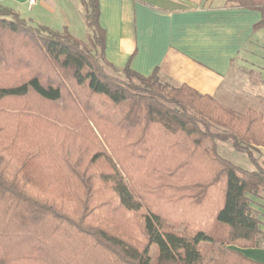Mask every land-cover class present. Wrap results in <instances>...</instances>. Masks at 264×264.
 Wrapping results in <instances>:
<instances>
[{
  "label": "trees",
  "instance_id": "obj_1",
  "mask_svg": "<svg viewBox=\"0 0 264 264\" xmlns=\"http://www.w3.org/2000/svg\"><path fill=\"white\" fill-rule=\"evenodd\" d=\"M98 2L80 0L86 43L0 5V264H260L227 247L264 246L246 197L264 191L252 154L264 123L157 68L144 77L126 66L127 83L108 76ZM226 2L260 12L253 29H264V0ZM167 205L190 215L180 229ZM128 214L140 216L142 243Z\"/></svg>",
  "mask_w": 264,
  "mask_h": 264
},
{
  "label": "crops",
  "instance_id": "obj_2",
  "mask_svg": "<svg viewBox=\"0 0 264 264\" xmlns=\"http://www.w3.org/2000/svg\"><path fill=\"white\" fill-rule=\"evenodd\" d=\"M39 1L51 6L48 1ZM170 2L99 0V24L106 33L105 60L115 70L128 66L144 77L157 68L175 83L212 97L248 43L254 40L264 46V29H253L261 14L224 6L226 0H207L202 7L175 9L168 5ZM26 4L27 0H0V5L18 14L25 12ZM256 197L264 203V191ZM256 218L264 233L263 215L257 213ZM227 249L264 264V246Z\"/></svg>",
  "mask_w": 264,
  "mask_h": 264
},
{
  "label": "rangeland",
  "instance_id": "obj_3",
  "mask_svg": "<svg viewBox=\"0 0 264 264\" xmlns=\"http://www.w3.org/2000/svg\"><path fill=\"white\" fill-rule=\"evenodd\" d=\"M168 5L172 8H188V7H202L207 4V0H170ZM37 6L27 8L24 13H19L29 25L47 26L48 28L61 31L62 27H67L70 34L77 39H80L86 43L87 30L84 25V10L80 3V0H54L48 2L51 6L41 4L37 1ZM224 6L235 5L234 3L223 4ZM104 72L121 82L127 83L126 76L120 70H113L104 64H102ZM161 75V74H160ZM166 82H169L173 86L177 85L174 81L168 77L161 75ZM134 84H138V81L133 80ZM213 100L220 106L232 110L240 115H245L249 111L254 116L264 123V46L257 41H252L244 47L232 62L231 69L224 82L212 96ZM216 128V127H215ZM214 131H223L224 128H216ZM210 143L206 142L205 146H209ZM215 148L217 154L232 163L234 166L253 172L254 167L248 160L245 154L238 153L233 150L229 142H215ZM253 158L257 161L260 167L264 168V148H256L252 150ZM94 167L97 171L107 169L104 163H96ZM247 199L250 202V208L255 215L260 213L264 217V203L259 202L257 197L247 194ZM259 203V204H258ZM262 203V204H261ZM263 206V207H262ZM167 217L170 219V223H178V229L181 228L183 222L189 221V214L186 216H179L176 210L177 206L167 205ZM128 223L136 228L134 237L137 236V241L142 243V238L139 236L138 226L140 216L128 214L126 216ZM264 222V221H262ZM264 229V227H263ZM201 250L207 252V257H214L215 254L209 252V246H202ZM156 255V248L151 247L150 256L154 258Z\"/></svg>",
  "mask_w": 264,
  "mask_h": 264
},
{
  "label": "built area",
  "instance_id": "obj_4",
  "mask_svg": "<svg viewBox=\"0 0 264 264\" xmlns=\"http://www.w3.org/2000/svg\"><path fill=\"white\" fill-rule=\"evenodd\" d=\"M38 0H27V8L30 9L32 6L36 5Z\"/></svg>",
  "mask_w": 264,
  "mask_h": 264
}]
</instances>
